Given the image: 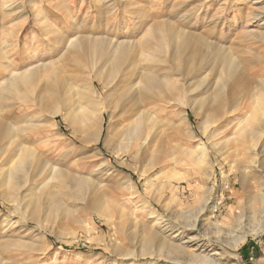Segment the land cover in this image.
Segmentation results:
<instances>
[{
    "label": "rangeland",
    "instance_id": "obj_1",
    "mask_svg": "<svg viewBox=\"0 0 264 264\" xmlns=\"http://www.w3.org/2000/svg\"><path fill=\"white\" fill-rule=\"evenodd\" d=\"M182 15H188V30L196 38L221 46L219 53L236 64L250 95L236 103L241 106L233 113L227 105L216 110V76L194 64L192 68L202 74L197 78L202 77L199 88L188 83V94L180 100L152 107L159 115L155 131L174 137L168 152L169 158L174 156L171 161L154 160L151 152L139 159L119 150L122 124L116 113H104L97 126L98 140L86 141L96 119L81 125L73 113L65 115L71 107L70 90L61 88L56 105L61 113L40 110L46 79L57 76L42 66L63 54L54 65L57 79L69 86V76H78L75 85L84 106L102 102L93 94L94 87L100 95L109 89L96 82L93 87L88 71L76 64L92 54L66 49L68 41L89 36L137 45L152 22H175ZM48 24L62 36L57 35L61 42H53V33L45 36ZM149 51L152 54L144 53L149 61L142 65L161 58L153 46ZM201 51L206 55L210 50L204 46ZM91 62L102 64L99 59ZM34 69L38 72L33 79L13 92H2L13 79ZM100 70L109 82V69ZM241 88L226 89L223 104ZM238 113L232 124L248 116L246 122L226 129L229 115ZM262 116L264 0H0V120L10 130L13 145L27 138L25 147L33 150L37 162L46 161L56 169L46 186L44 181L34 189L40 206L35 218L30 210L16 212L0 189V264H201L189 259V253L215 259L216 264H264V221L253 214L264 197V148L258 144L254 153L245 143L250 140L248 126L255 120L264 123ZM241 129L243 139L238 137ZM200 142L207 146L206 156L195 161ZM252 159L259 166L250 172L246 166ZM48 192L57 195L47 202ZM163 237L187 249L186 254L155 253ZM147 239L154 253L141 251Z\"/></svg>",
    "mask_w": 264,
    "mask_h": 264
},
{
    "label": "bare ground",
    "instance_id": "obj_2",
    "mask_svg": "<svg viewBox=\"0 0 264 264\" xmlns=\"http://www.w3.org/2000/svg\"><path fill=\"white\" fill-rule=\"evenodd\" d=\"M136 13L137 12H135V14ZM183 17L184 16L182 15L181 20L179 19L175 22H167L164 20L152 22V19H150L152 24L149 23L150 26L147 30H145L147 32L141 37L142 42L137 45L127 41L114 42L113 40H106L105 38L104 40L101 37V39H90L89 36L88 38L82 37L78 40L73 39L74 41H68L66 49H72L81 54H92V57H88V55L86 56L87 58H85L84 63L81 62L76 64L88 71V80L91 82L93 87L94 82H96L99 83L102 88L105 89V87H108L109 89L106 90L103 95H100L94 87L93 94L98 95L102 102L99 103L98 101H89V104L84 106L82 103L83 97L80 94L78 86L75 85L79 80V77L72 73L69 76V86L66 85L65 81L59 82L58 80L59 73L54 70V65L64 58L63 54L60 58L50 61L42 66L44 69L48 70L51 75L56 74L57 76L52 78L50 76L47 77L42 90L40 110L49 111L51 115L61 113L63 109L57 108L58 106H56L61 98V88L62 91L70 90L71 97L69 98L68 103L71 107L66 109L65 115L73 113L75 115V121L81 125H85L91 118L96 119L95 129L87 135V138L85 139L86 141L98 140L97 126L99 122L103 120L104 113H107L108 115L116 113L122 124L119 137L121 140L119 150L125 154L132 152V154L135 155V158H138L139 155L144 157L151 152L153 153V157L155 156L154 160H157L156 158L158 157V159L164 161H171L174 156L169 158L171 152L170 154H168V152L169 148L172 149L170 144L172 143L171 138L173 139L174 137L169 135L163 136L164 134L161 135V133L155 131L154 127L158 122L157 120L159 115L157 112L153 111L155 108L152 109V107L157 104L170 105L176 100V98H178L177 100H180L182 95L188 94V83L192 84L195 82L196 88H199V84L201 82L199 80L202 79V77L198 80L197 78L202 76V74L198 75L196 73V69L192 68V66L195 67L194 64L199 63V67L197 68L198 70H208L216 76L215 84L213 83V89L215 88V91L213 92L216 93L213 94L217 97L215 103L216 110L221 111V109L227 105V109L230 113H233L241 106V103L237 106V102L242 98H247L245 95H248V97L250 95L246 89L248 88V83H244L243 78L239 77L236 64H234L232 59L226 54L224 55L219 53L222 49L221 46L216 47L215 45L210 44L207 40L196 38L193 34L194 32L188 30V21H186L188 15L185 18ZM53 29L50 27V24L45 25L43 28L45 36L52 34ZM52 35L53 37L56 35L53 42H61L60 37L62 36L59 33L56 32V34L53 33ZM57 35H60V37ZM104 42L114 45L113 47L111 45L106 47ZM152 46L154 48V52L158 53L161 58L154 60L156 64L142 65V62L149 61L145 57L146 55L144 53H148V55L152 54L151 51H149ZM204 46L210 50L206 55H204L201 51ZM109 47L111 49H109ZM211 51L214 52L211 53L214 55L209 58ZM92 59H99V62L102 64L99 67L94 66L91 62ZM65 60L68 61L67 58ZM123 65L126 67L121 69V66ZM104 67L109 69L108 74L110 76V83L106 82L105 77L101 74L100 68ZM37 72L38 71L36 69L30 70V74L28 73L24 75L26 77L13 79L9 82L10 85L3 89L2 92H13V90L23 83V81L25 82L33 79ZM205 77H207V75H205ZM202 83L204 84V82ZM235 87L242 88L236 93L231 94L230 98H228L227 104L226 101L223 104L224 95H227V93L224 94L226 89H233ZM111 97L113 101L108 103V99ZM226 98H224V100H226ZM225 111L226 110H224V112ZM239 115V113L236 115H229L228 121L225 124L227 126L226 129L233 127L234 129L235 127L239 128L246 122V118L248 116L245 119H237V123L234 122L232 124V121L235 120L234 117ZM207 118L208 119H206L205 122L206 124L209 123V117ZM255 121L256 122L254 124L257 126L254 124L251 125L252 127L248 126L249 131L247 133V137H249L250 140L245 141L249 150L253 149L254 153L258 144L262 147V149L264 148V123H259L258 120ZM244 129H241L238 135V137L242 139L243 135H245L243 134V132H245ZM223 132H218L216 134ZM9 134L10 130L7 128V125L0 120V189H3L5 194L4 199L15 207L16 212L24 214V212L26 213L27 210H30L31 217L35 218L38 216L40 206L39 196H37L34 189L38 188V186L41 185V183H43L47 178L52 177L53 174L56 176L54 173L56 169L46 161L44 163L37 162L38 160L35 159L33 150L25 147L26 142H28L27 138L23 137L22 142H18L13 145V142L15 141H10ZM212 135H214V132ZM208 139H210V137H208ZM206 152L207 146L203 142H200L198 149L195 151L196 157L193 156V158L195 161H199L202 158H205ZM257 162L258 161H256V159H252L246 168H249L250 172L252 170L255 171L257 166H259L256 165ZM47 170L49 172L48 175L44 178V180H41L43 173L45 171L47 172ZM37 180H41V182L36 183ZM46 183L47 182L45 181L44 186L47 185ZM75 185L80 186V182ZM262 188H264V184H262ZM47 194V202L49 199H54L57 195L51 192H48ZM259 204L260 206L254 209L253 214L255 217L256 215H259L264 221L263 195L260 196ZM50 210H52V207L48 204V211ZM150 228V230L156 231L152 229V227ZM148 232L149 231H147V233ZM150 233L148 234L150 235ZM261 233H264V226ZM155 237L157 236L155 235ZM147 238L151 240V237L149 238L148 235ZM158 239L155 238L154 241ZM150 244H152L150 241L144 244L141 251L147 254L148 252L150 254L155 252L158 255H182L186 254L187 250H185L184 247L172 245L169 241L165 240L164 237L163 240L161 238V240L157 243V250L155 248L156 251H151L153 247ZM22 246L27 247L24 244L19 245V247ZM188 257L189 259L199 261L201 264H216V260L212 258L204 257L200 259V257L192 253H189Z\"/></svg>",
    "mask_w": 264,
    "mask_h": 264
}]
</instances>
